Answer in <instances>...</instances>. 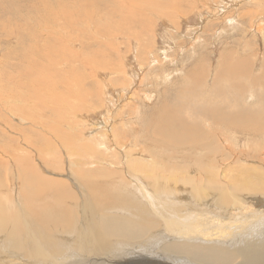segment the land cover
<instances>
[{"label":"rangeland","instance_id":"obj_1","mask_svg":"<svg viewBox=\"0 0 264 264\" xmlns=\"http://www.w3.org/2000/svg\"><path fill=\"white\" fill-rule=\"evenodd\" d=\"M144 4V0H0V147L7 146V150L0 148V180L7 182L11 168L9 179L17 180L12 188L0 189L6 192L0 197V252L19 248L17 253L33 254L41 262V244L68 246L66 238L56 239L62 229L43 228L22 204L29 191L26 181L39 176V156L47 158L46 148L55 147L57 141L71 148L74 162L81 148L91 146L94 154H107L105 163L93 152L84 154L94 155L88 161L98 166L96 175L103 177L96 191L113 200L114 205L103 210L130 217L126 220L137 226L150 220L152 213H161L149 201L138 200L145 194L144 184L154 193H158L156 185H168L194 196L184 180L204 184L207 170L219 185L202 195L204 199L213 196L212 209L225 206L221 204L224 195L264 196V191L232 189L246 180L256 184L264 177V0H172L168 6L165 0H156L149 12ZM125 6L127 14L133 9L140 21L141 37L135 36L137 28L113 13L121 9L124 15ZM152 12L164 14L152 16ZM32 62L34 71L48 65L47 71L34 75L29 72ZM67 79L73 84L70 89L62 85ZM32 81H42L41 91L29 98L19 82L28 89ZM145 94L152 95L153 101L148 102ZM205 103L213 105L206 112L234 114L221 115V124L215 127L201 121L199 109H193ZM23 108L31 113L21 112ZM190 130L200 143L187 142ZM120 145L119 155L127 156V164L111 166L117 162L112 152L118 154ZM25 159L29 161L23 164ZM88 161L84 163L90 165ZM127 168L141 181L132 182L124 174ZM150 169L154 175L147 178ZM182 173L184 178L177 177ZM110 174L120 179L111 180ZM36 197L38 202L40 195ZM141 205H145L143 219H135ZM84 207L81 200V216L74 224L78 232L84 230L81 221L93 219L89 210L81 212ZM105 219L101 225L95 223L98 236ZM160 228L143 237L108 241L113 250L126 248L142 256L145 252L139 250L151 246L147 238L151 234L155 238ZM76 248L86 260L71 264H98L99 244L83 238ZM127 264L141 262L130 258ZM142 264L189 263H169L161 257Z\"/></svg>","mask_w":264,"mask_h":264},{"label":"bare ground","instance_id":"obj_2","mask_svg":"<svg viewBox=\"0 0 264 264\" xmlns=\"http://www.w3.org/2000/svg\"><path fill=\"white\" fill-rule=\"evenodd\" d=\"M140 1L143 0H135L137 3ZM155 1L156 0H144L145 11L149 12L150 9L155 8ZM165 1L167 2V6L170 2H172V0ZM135 5L138 4L135 3ZM130 6L135 8L133 4ZM125 7L124 15H122L123 13L121 9H118L113 13L121 19L126 20L131 25V28L132 26L137 28L138 30L136 31L135 36L141 37L143 30H141L142 26L140 25V21L135 18L136 14L133 9L130 10V14H127L129 11L127 6ZM159 14H164V12H152V16ZM141 15L143 16V14ZM166 18L172 20L169 16H166L165 19ZM149 26H152V20H150ZM77 41V39H74V46L76 47ZM106 42L104 44L109 46V43ZM91 46H95V43L89 45V47ZM72 53L74 54V52ZM96 59V57L93 58V60ZM33 62L29 68V72L32 71L35 75L47 71L46 69L48 68V65L41 66L38 69L40 72H38V70L34 71ZM54 64L58 65L57 60ZM79 66H81V64H79ZM104 67L102 68L104 69ZM82 70L84 69L82 68ZM51 76L54 77L55 74H52ZM42 81H32L28 89L21 86V82L19 83L21 84L20 88L24 94L31 98L33 96L32 94H37L41 91L40 84ZM62 85L67 89H70L73 86V84H69V79H67ZM146 98L148 102L153 101L152 95H146ZM211 106L213 105L205 103L199 107L193 106V109H199V119L201 121H208L209 124L212 123L215 127L221 124V115L228 117L229 115L234 114L233 112H226L225 110H210L206 112V110ZM1 108L6 111V107L2 106ZM20 111L31 113L29 108H23ZM212 112H214V114ZM218 128L221 129L220 126ZM217 131L218 130H216V132ZM211 132L212 131H210V133ZM205 135L206 134H202L200 136L203 137ZM194 138L195 135L192 131L188 134V137L185 136L188 143H193L195 145L200 143L199 141H194ZM102 145H104V143ZM6 147L7 146H4L3 150H7ZM206 147L207 146H204L203 149ZM40 148L42 147H37V149ZM121 148L122 145L117 148L118 154L113 153L111 151L113 149L109 150L112 152L114 159L117 161L112 163L108 162L111 166L127 164V156L123 154L119 155L122 153ZM117 149L114 150L117 151ZM27 151L32 156V153L29 150ZM104 151L105 150L103 149V153ZM63 152L66 155L65 157L61 155ZM90 152H93V148L91 146L88 148H81L77 153L78 161L74 162L72 157L75 155L71 153V148L63 141H57V143H55V147H53V144L48 145L45 150V156H47V158L39 156L42 161L39 160L36 164L37 172L39 174L38 178L26 181V184L28 183L29 185V191L26 196L25 205L20 197L23 207H26L29 214H32V217L35 218L43 228L62 229L56 239L61 240L66 238L69 243L68 246H60L62 247L60 248L50 243L41 244L39 247V257L41 262H38L34 258L33 254L23 255L17 253L19 248H8L7 250L0 252V264H71L76 259L80 261L86 260L82 257L81 250L76 248L79 241L83 238L86 241L91 240L94 244L100 245L101 248L98 249L96 254V257L100 259L95 261L98 264H127L128 259L130 258H135L142 264L159 261L161 257L167 258L169 263H173L174 260H184L189 264H264V196L248 194L239 196L233 195L229 198L227 195H224L221 200V204L225 206L219 209H212L211 203L213 196H209L204 199L202 195L207 193L209 189L214 190L219 188V185L214 174L207 170H204L203 172V174L207 176V180L204 184L190 179L184 180L185 185L189 184L195 192L194 196L189 194L187 195L181 191L178 192L168 185H156L155 188L158 190V193H154L148 189L147 184H144L146 187L145 194L138 200L149 201L151 206L157 207L161 213H166L167 216H162L161 213H152L150 215V220L141 223L140 226H137L131 221L126 220L130 217H116L112 214L115 212H106L103 210L106 207H111L114 203L109 195L98 193L96 191L101 188L103 177L96 175L97 172L95 171L100 169L96 164L95 167L92 166L91 164L93 163L88 160L92 157L94 158V155H96L95 157H99L98 159H104L103 163H105L108 158L106 153V155H104L94 154L93 152L94 155H91V157L84 155L85 153L88 154ZM27 160L29 161V159H25L23 164L27 162ZM86 161H88L90 165H86L84 163ZM22 166L21 171L24 170ZM129 168H127L124 174H127L132 182L141 181L137 174L128 170ZM31 170L32 168L29 172H31ZM11 174L12 168L9 169V175L6 177L7 182L0 180V189L12 188V184L17 183L16 178L12 177L9 179ZM121 174H123V172H121ZM49 175L54 177H50ZM153 175L154 171L153 169H150L146 172L145 177L151 178ZM110 176L112 178L111 180L114 179L117 181L120 179V175L110 174ZM177 177L184 178V174H179ZM263 179V176L258 178L256 184H252L246 180L240 185L233 186L232 189L240 192H262L264 191ZM21 189L22 187H20V190ZM220 189L223 192L225 191V187H221ZM161 190L162 192H160ZM39 195L40 197L37 202L35 198ZM122 195L125 198L126 192H123ZM2 196H6V192H0V197ZM149 196L156 199L153 198L150 200ZM76 198L78 201L76 203L72 202L73 199ZM81 200L85 201V207L81 209V212H87V210H89V216L94 220L91 219L88 222L81 221L80 225L84 230H80L78 232L79 229L74 227V224L81 216L79 212ZM114 202L117 201L115 200ZM201 208H204V210H201ZM144 211L145 205L138 206V214L135 215L134 218L141 219L144 215ZM87 217L88 215L86 214L85 218ZM103 219H105L103 222V228L100 230L98 236L95 229V223L101 225V220ZM160 225L161 228L157 231V236L153 238L151 234L147 238V241L151 242V246L143 247L139 250V252H145L142 256L135 254L134 252H128L126 248L124 250L120 248L113 250L108 241V239L115 237H143L150 230L155 229ZM68 234L69 236L76 235L74 237H68ZM165 241H168V243L165 244ZM88 247L92 249V243H90ZM223 247L234 251H230ZM155 248L157 249L155 250Z\"/></svg>","mask_w":264,"mask_h":264}]
</instances>
